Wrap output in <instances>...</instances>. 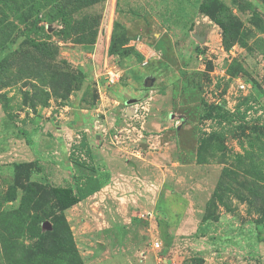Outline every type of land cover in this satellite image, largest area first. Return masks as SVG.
I'll return each instance as SVG.
<instances>
[{"label": "rangeland", "instance_id": "obj_1", "mask_svg": "<svg viewBox=\"0 0 264 264\" xmlns=\"http://www.w3.org/2000/svg\"><path fill=\"white\" fill-rule=\"evenodd\" d=\"M203 1L0 0V264H264V0H219L229 48ZM86 171L35 256L55 210L22 187Z\"/></svg>", "mask_w": 264, "mask_h": 264}, {"label": "trees", "instance_id": "obj_2", "mask_svg": "<svg viewBox=\"0 0 264 264\" xmlns=\"http://www.w3.org/2000/svg\"><path fill=\"white\" fill-rule=\"evenodd\" d=\"M199 11L219 27L224 48H229L234 43L242 44L238 38L237 25L229 16L223 14L224 8L219 0H204L199 6ZM27 166L28 164L15 165L17 169ZM105 179H107L106 176L102 179L94 172L86 171L74 177V188L52 187L48 189L35 182H28L25 187H22L24 195L20 203L21 210L28 209L40 201H44L45 205L50 202V206H46L55 210L54 213L46 215L50 218L52 230L39 238V241L43 238V242L34 246L32 252L35 253V256L48 255L55 248L68 251L67 246L69 247L71 235L63 212L98 192L102 188V181Z\"/></svg>", "mask_w": 264, "mask_h": 264}, {"label": "built area", "instance_id": "obj_3", "mask_svg": "<svg viewBox=\"0 0 264 264\" xmlns=\"http://www.w3.org/2000/svg\"><path fill=\"white\" fill-rule=\"evenodd\" d=\"M106 77H107V81L108 83L110 84H115V83H118L120 78H121V73L118 72V71H112V70H109L107 71L106 73ZM142 110H144L143 107H141ZM154 248H158L159 247V243H154Z\"/></svg>", "mask_w": 264, "mask_h": 264}, {"label": "crops", "instance_id": "obj_4", "mask_svg": "<svg viewBox=\"0 0 264 264\" xmlns=\"http://www.w3.org/2000/svg\"><path fill=\"white\" fill-rule=\"evenodd\" d=\"M104 162H105V161H104ZM102 187H103V185H102ZM97 193H98V192H96L95 194H97ZM95 194H94V195H95ZM75 206H76V205H75Z\"/></svg>", "mask_w": 264, "mask_h": 264}]
</instances>
